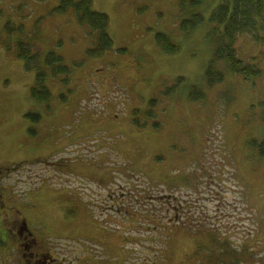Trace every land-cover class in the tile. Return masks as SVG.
Wrapping results in <instances>:
<instances>
[{
	"label": "rangeland",
	"instance_id": "1",
	"mask_svg": "<svg viewBox=\"0 0 264 264\" xmlns=\"http://www.w3.org/2000/svg\"><path fill=\"white\" fill-rule=\"evenodd\" d=\"M59 2L0 0V264L18 263L6 228L23 218L51 247L124 245L157 264H192L202 247L213 262L200 264H264V158L249 146L264 138V46L238 37L237 57L262 71L246 81L212 62L222 26L209 19L222 0L185 11L178 0H91L113 47L90 58L96 38L72 10L53 12ZM194 13L202 24L182 31ZM157 33L178 50L163 53ZM21 42L35 65L53 52L68 68L47 73L48 103L31 96L36 66L18 57ZM211 64L224 81L208 87ZM192 87L204 98L190 101Z\"/></svg>",
	"mask_w": 264,
	"mask_h": 264
},
{
	"label": "trees",
	"instance_id": "2",
	"mask_svg": "<svg viewBox=\"0 0 264 264\" xmlns=\"http://www.w3.org/2000/svg\"><path fill=\"white\" fill-rule=\"evenodd\" d=\"M207 1L208 0H178V3L180 10L185 11L188 8L196 9ZM68 10H72L75 14L77 23L82 27H86L90 31L92 38H96L93 48L87 50V55L90 58H100L112 49L113 41L107 31L109 18L104 13L93 11L91 0H60L59 5L53 12L61 15ZM203 20L201 13H194L189 19L181 23L180 28L184 32L194 30L202 24ZM209 20L216 26H222L220 31L214 28L210 34H217L218 36L216 37L212 62L225 63L232 74L239 75L246 81L259 78L262 71L255 64H246L239 59L236 54L235 44L238 37L245 35L250 36L255 43L264 46V0H232L231 3L229 0H222L212 11ZM7 25L8 24L5 25V28L9 30ZM21 29V27L18 28V30ZM8 32H11V30ZM155 38L158 48L163 53L173 54L178 50V47L171 43L166 34L157 33ZM18 48V57L25 61L27 70H31V68H33L32 66L35 65L34 63H36V56L32 55L28 45L22 42L18 43ZM35 66V86L31 89V96L36 101L48 103L51 93L46 86V80L49 77L47 73L50 72V77L53 79L61 75H67L69 73L68 68L63 64V58L53 52L48 53L44 57L42 66H39L38 63ZM205 78L208 87H212L224 81V73L220 70H216L211 64L205 71ZM183 80L182 77L177 78L174 85L181 83ZM64 82H66V80H64ZM203 98L204 94L195 87L190 89V101H197ZM154 102L153 99L150 100L148 103L149 107H152ZM259 104L262 109L261 120L264 123V99L261 100ZM134 113L137 114L138 111H134ZM28 116L33 117L36 121H39L41 118L38 114H30ZM147 116L149 117L150 115L147 113ZM133 125L137 129L147 126L138 122L137 119L133 120ZM153 126H157V123H154ZM249 146L256 151L259 158H264V138L261 141H250ZM211 252V250L201 247L199 251L195 253L194 258L193 255L189 258L191 260L194 259V263H199L201 258H205L203 260L208 259L207 261L211 259V262H213V256L210 255ZM201 255L202 257H200Z\"/></svg>",
	"mask_w": 264,
	"mask_h": 264
},
{
	"label": "flooded vegetation",
	"instance_id": "3",
	"mask_svg": "<svg viewBox=\"0 0 264 264\" xmlns=\"http://www.w3.org/2000/svg\"><path fill=\"white\" fill-rule=\"evenodd\" d=\"M2 173L3 171L0 170V181L5 178ZM6 196L7 187H0V204L3 205ZM7 231L15 241L19 255L17 264H157L152 261L140 262L133 253L128 254L124 250V245L117 246L118 250L112 251L111 254H107L109 249L107 246L102 251L94 250L93 252L75 246L51 247L47 237L37 233L25 218L12 222V226L6 228ZM104 236L109 238L111 233ZM61 240L69 241L71 238L62 235ZM92 242H95V239H92ZM125 255H127V261L123 259Z\"/></svg>",
	"mask_w": 264,
	"mask_h": 264
}]
</instances>
